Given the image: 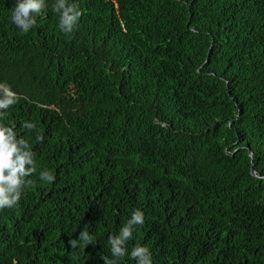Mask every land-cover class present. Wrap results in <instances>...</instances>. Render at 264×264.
I'll return each instance as SVG.
<instances>
[{
    "label": "trees",
    "instance_id": "16d2710c",
    "mask_svg": "<svg viewBox=\"0 0 264 264\" xmlns=\"http://www.w3.org/2000/svg\"><path fill=\"white\" fill-rule=\"evenodd\" d=\"M54 2L23 33L0 0V83L20 97L0 122L37 166L0 209V264H136L108 243L136 209L128 251L153 264H264V0H70L67 34Z\"/></svg>",
    "mask_w": 264,
    "mask_h": 264
},
{
    "label": "clouds",
    "instance_id": "9594fccd",
    "mask_svg": "<svg viewBox=\"0 0 264 264\" xmlns=\"http://www.w3.org/2000/svg\"><path fill=\"white\" fill-rule=\"evenodd\" d=\"M46 0H15L10 20L23 33H28L36 26L37 17L46 9ZM52 10L59 15L58 27L63 33H71L79 22L82 11L79 6L70 0H55ZM19 95L13 91L7 82L0 83V121L6 111L17 104ZM22 127L32 131L36 128L34 122H24ZM37 140L43 141L42 135H37ZM35 153L24 137H18L15 124L0 122V209L14 208L22 198L23 189L33 182L27 177L36 172ZM40 180L47 183L55 181V175L45 169L39 173ZM144 212L136 209L132 212L127 223L124 224L118 234L110 235L108 243L111 246V256L123 259L126 255L136 261V264H153L152 253L147 246L137 244L128 251V242L133 237L135 226L144 223ZM93 237L89 234L88 226L79 232L78 237L70 238L68 245L71 249L83 250ZM105 264H117V259L103 257Z\"/></svg>",
    "mask_w": 264,
    "mask_h": 264
},
{
    "label": "water",
    "instance_id": "95a60500",
    "mask_svg": "<svg viewBox=\"0 0 264 264\" xmlns=\"http://www.w3.org/2000/svg\"><path fill=\"white\" fill-rule=\"evenodd\" d=\"M251 173H252L253 175H254V173H255L253 168H251Z\"/></svg>",
    "mask_w": 264,
    "mask_h": 264
}]
</instances>
